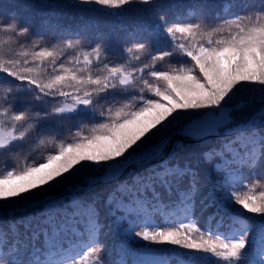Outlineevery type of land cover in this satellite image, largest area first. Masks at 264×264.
I'll use <instances>...</instances> for the list:
<instances>
[{"label": "snow or ice", "instance_id": "6c2138e0", "mask_svg": "<svg viewBox=\"0 0 264 264\" xmlns=\"http://www.w3.org/2000/svg\"><path fill=\"white\" fill-rule=\"evenodd\" d=\"M90 5L147 19H63ZM175 7L0 11V264H264V0Z\"/></svg>", "mask_w": 264, "mask_h": 264}, {"label": "trees", "instance_id": "16d2710c", "mask_svg": "<svg viewBox=\"0 0 264 264\" xmlns=\"http://www.w3.org/2000/svg\"><path fill=\"white\" fill-rule=\"evenodd\" d=\"M24 0H0V11H3L5 15L9 10L12 8H19L23 4ZM170 3L176 5L173 9L174 12H179L187 3L191 2V0H169ZM218 5H224L226 3H230V0H216ZM90 10H86L83 13H70V15H65L63 17L66 21H71L77 24H95L100 26L103 29H120L124 25H135L138 23L144 22L147 17H144L140 14L136 13H129L127 11H123L121 14H115L116 10L107 9V8H100L94 5L86 6ZM36 15H39L41 10L40 9H33L32 10ZM189 10H184V15L187 17V12ZM231 11H234L231 10ZM228 12H225L224 15H228ZM9 36L7 35H0V42H8ZM52 44H55L56 41L52 40ZM82 58V57H81ZM166 67V66H165ZM75 123V122H71ZM91 127V124L88 125ZM60 141H57L55 145L53 144H46L40 147L37 150L33 147L30 151L23 152L19 154L18 159L13 158L8 165V170L11 168L16 167L17 170L19 168H23L27 163H35L41 161L42 157H46L49 154H54V151L58 148V144ZM5 172V167L2 163H0V175H3ZM261 192H264V186H258L253 188L250 194L259 196ZM239 207V206H237ZM15 219L13 216H0V228L7 229L10 226V223ZM198 225H202L205 228L208 227L206 222L205 216H200L199 213L193 218ZM174 226V225H170ZM118 258V257H117ZM187 258V257H185ZM197 264H214L212 261L214 258H209L207 261L203 260L202 257L197 256L196 258Z\"/></svg>", "mask_w": 264, "mask_h": 264}]
</instances>
